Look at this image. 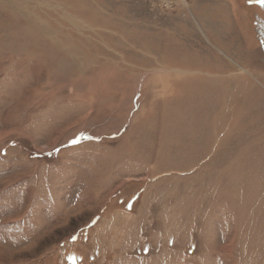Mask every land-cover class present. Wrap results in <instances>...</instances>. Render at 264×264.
Returning a JSON list of instances; mask_svg holds the SVG:
<instances>
[{"label":"rangeland","instance_id":"1","mask_svg":"<svg viewBox=\"0 0 264 264\" xmlns=\"http://www.w3.org/2000/svg\"><path fill=\"white\" fill-rule=\"evenodd\" d=\"M157 1L0 0V264H264V10Z\"/></svg>","mask_w":264,"mask_h":264},{"label":"built area","instance_id":"2","mask_svg":"<svg viewBox=\"0 0 264 264\" xmlns=\"http://www.w3.org/2000/svg\"><path fill=\"white\" fill-rule=\"evenodd\" d=\"M153 2H158L157 0H152ZM174 1V0H173ZM177 1H180L181 3H183V5L185 4H187L188 3V1L189 0H177ZM163 2H165V4H164V6H163V8H167V9H170L171 8V6H172V0H165V1H163ZM162 7V6H161Z\"/></svg>","mask_w":264,"mask_h":264},{"label":"flooded vegetation","instance_id":"3","mask_svg":"<svg viewBox=\"0 0 264 264\" xmlns=\"http://www.w3.org/2000/svg\"><path fill=\"white\" fill-rule=\"evenodd\" d=\"M250 5H255V7L259 8V9H263L264 10V0H256L250 3ZM262 26H264V20H262Z\"/></svg>","mask_w":264,"mask_h":264},{"label":"crops","instance_id":"4","mask_svg":"<svg viewBox=\"0 0 264 264\" xmlns=\"http://www.w3.org/2000/svg\"><path fill=\"white\" fill-rule=\"evenodd\" d=\"M217 3H219V4H220V6H219V7H221V8H224V7H225V5H224L225 3H224V2H222V1H221V2L217 1ZM251 6H252V5H251Z\"/></svg>","mask_w":264,"mask_h":264},{"label":"trees","instance_id":"5","mask_svg":"<svg viewBox=\"0 0 264 264\" xmlns=\"http://www.w3.org/2000/svg\"><path fill=\"white\" fill-rule=\"evenodd\" d=\"M128 207L130 208L131 207V204H129Z\"/></svg>","mask_w":264,"mask_h":264},{"label":"snow or ice","instance_id":"6","mask_svg":"<svg viewBox=\"0 0 264 264\" xmlns=\"http://www.w3.org/2000/svg\"><path fill=\"white\" fill-rule=\"evenodd\" d=\"M75 142V141H74Z\"/></svg>","mask_w":264,"mask_h":264}]
</instances>
